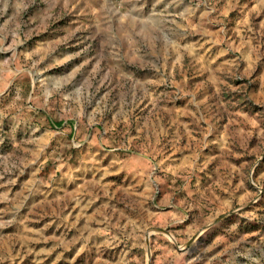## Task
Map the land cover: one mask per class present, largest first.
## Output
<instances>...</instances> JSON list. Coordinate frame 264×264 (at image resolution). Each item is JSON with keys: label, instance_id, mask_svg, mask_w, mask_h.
Here are the masks:
<instances>
[{"label": "rangeland", "instance_id": "374dc122", "mask_svg": "<svg viewBox=\"0 0 264 264\" xmlns=\"http://www.w3.org/2000/svg\"><path fill=\"white\" fill-rule=\"evenodd\" d=\"M0 264H264V0H0Z\"/></svg>", "mask_w": 264, "mask_h": 264}, {"label": "water", "instance_id": "95a60500", "mask_svg": "<svg viewBox=\"0 0 264 264\" xmlns=\"http://www.w3.org/2000/svg\"><path fill=\"white\" fill-rule=\"evenodd\" d=\"M148 235H149V234H148ZM148 235H147V233L144 235L145 240L148 239Z\"/></svg>", "mask_w": 264, "mask_h": 264}, {"label": "trees", "instance_id": "16d2710c", "mask_svg": "<svg viewBox=\"0 0 264 264\" xmlns=\"http://www.w3.org/2000/svg\"><path fill=\"white\" fill-rule=\"evenodd\" d=\"M58 125L60 124V123H57ZM55 126H56V124H54Z\"/></svg>", "mask_w": 264, "mask_h": 264}]
</instances>
